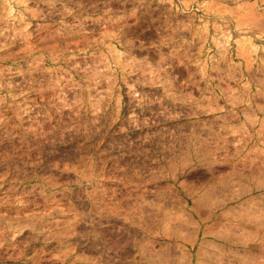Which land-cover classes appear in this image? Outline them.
Here are the masks:
<instances>
[{"label": "rangeland", "instance_id": "obj_1", "mask_svg": "<svg viewBox=\"0 0 264 264\" xmlns=\"http://www.w3.org/2000/svg\"><path fill=\"white\" fill-rule=\"evenodd\" d=\"M0 264H264V0H0Z\"/></svg>", "mask_w": 264, "mask_h": 264}]
</instances>
